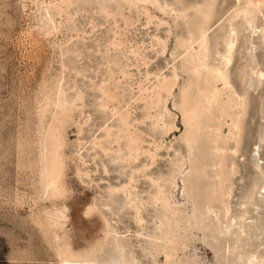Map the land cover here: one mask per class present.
I'll return each mask as SVG.
<instances>
[{"label": "rangeland", "instance_id": "1", "mask_svg": "<svg viewBox=\"0 0 264 264\" xmlns=\"http://www.w3.org/2000/svg\"><path fill=\"white\" fill-rule=\"evenodd\" d=\"M0 264H264V0H0Z\"/></svg>", "mask_w": 264, "mask_h": 264}]
</instances>
